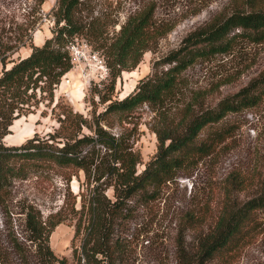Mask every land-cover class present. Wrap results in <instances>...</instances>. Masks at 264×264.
Listing matches in <instances>:
<instances>
[{
    "label": "trees",
    "instance_id": "trees-1",
    "mask_svg": "<svg viewBox=\"0 0 264 264\" xmlns=\"http://www.w3.org/2000/svg\"><path fill=\"white\" fill-rule=\"evenodd\" d=\"M45 1L39 0L40 4ZM238 1L243 8L191 32L177 49L158 61L163 67L160 72L140 80L135 91L123 99H113L117 79L123 72L135 70L147 52L155 53L176 24L158 21L157 3L149 1L127 18L110 42L103 31L90 26L87 33L105 50L112 80L108 94L98 92L100 102L107 104L104 111H94L89 118L55 103L56 89L73 67L67 47L86 29L77 20L84 0H59L53 15V37L41 46H31L25 58L0 59V209L10 202L15 181L31 176L48 180L57 175L71 182L73 177L80 179L81 173L84 176L79 193L81 209L72 206L73 217L78 218L73 262L58 257L50 246L52 233L65 218L56 213L44 219L37 205L24 200L19 212L24 240H11L6 245L0 242V264L129 263L131 253L119 233L133 215L134 201L154 199L179 171L213 155L230 135L227 128L213 127L228 114L264 103L263 72L213 107H202L197 94L194 101L178 109L175 119H168L163 111L165 103L180 92L183 73L197 61L230 52L240 39L264 41V0ZM41 105L50 107L59 126L43 136L35 133L19 146H6L3 140L14 121L35 113ZM143 105L158 116L159 126L154 129L158 150L140 172L138 167L144 162L136 147L139 130L133 118ZM41 116L46 115L41 112ZM116 126L122 128L118 134L108 129ZM207 128L213 130L203 134ZM231 181L232 186L244 189L245 180L238 175H232ZM231 181L226 182L227 196ZM107 190L112 191V197L106 195ZM261 212L264 214V192L241 205L226 203L212 230L199 239L195 257H190L182 238L179 264H204L229 255L259 228L257 216ZM184 223L182 231L193 228L195 217L188 216Z\"/></svg>",
    "mask_w": 264,
    "mask_h": 264
},
{
    "label": "rangeland",
    "instance_id": "rangeland-1",
    "mask_svg": "<svg viewBox=\"0 0 264 264\" xmlns=\"http://www.w3.org/2000/svg\"><path fill=\"white\" fill-rule=\"evenodd\" d=\"M149 1L157 3L155 16L158 21L168 20L176 27L160 41L155 53L147 52L135 70L121 74L116 81L113 99L125 98L135 91L140 80L160 72L163 67L157 65L158 61L177 49L191 32L243 8V3L238 0H84L77 20L86 25V29L72 43L99 54L106 61L105 50L98 48L87 30L91 26L103 31L110 42L127 18ZM58 2L46 0L40 4L39 0H0V59L25 58L31 46H41L46 39L52 38V31L56 29L53 15ZM263 72L264 41L256 43L240 39L230 52L201 59L188 68L182 75L180 92L165 103L163 111L168 119L173 120L178 109L194 101L197 94L201 96L202 107H213L221 99L239 92ZM67 77L56 89L55 103L70 106L88 118L94 111H104L107 104L100 102L98 92L108 94L111 74L98 82L93 66L84 62L80 68L73 66ZM41 112L46 116L42 117ZM133 122L138 124L139 130L136 147L143 156L144 163L138 167L141 172L157 153L158 139L154 129L159 126V120L148 105H143ZM13 126L3 140L6 146H19L35 133L43 136L59 124L50 107L41 105L35 113L15 120ZM216 128H227L230 135L213 155L179 171L173 182L157 191L154 199L134 201L133 215L119 233L131 253L128 264H179L182 238L190 257H195L199 239L212 230L226 203L241 205L264 192V103L228 114L213 127ZM108 129L114 134L122 130L120 126ZM213 129L207 128L203 134ZM232 175L245 180L244 189L232 186ZM83 179L81 173L80 179L73 177L71 182L57 175L48 180H36L31 176L27 180L15 181L10 202L6 208L0 209V242L6 245L11 240H24L23 216L19 212L20 204L27 200L37 205L44 219L56 213L65 218L52 233L50 246L58 257L73 262L72 242L78 218L73 217L72 206L75 210L81 209L79 193L82 192ZM228 179L231 182L227 184V196L225 186ZM106 195L112 197V191L107 190ZM190 215L195 217V226L182 231L180 226H185ZM257 218L259 228L238 249L204 264H264V214L259 213Z\"/></svg>",
    "mask_w": 264,
    "mask_h": 264
},
{
    "label": "built area",
    "instance_id": "built-area-1",
    "mask_svg": "<svg viewBox=\"0 0 264 264\" xmlns=\"http://www.w3.org/2000/svg\"><path fill=\"white\" fill-rule=\"evenodd\" d=\"M67 49L70 52L71 61L75 68H80L84 62H87L89 66H93V73L96 75L98 82L105 80L110 74V69L106 61L99 54L81 47H76L74 43H71Z\"/></svg>",
    "mask_w": 264,
    "mask_h": 264
},
{
    "label": "bare ground",
    "instance_id": "bare-ground-1",
    "mask_svg": "<svg viewBox=\"0 0 264 264\" xmlns=\"http://www.w3.org/2000/svg\"><path fill=\"white\" fill-rule=\"evenodd\" d=\"M70 74V72L68 74H66L64 77H67L68 75ZM68 78V77H67ZM66 83H68L67 81H64ZM15 126L12 127V129L14 128Z\"/></svg>",
    "mask_w": 264,
    "mask_h": 264
}]
</instances>
